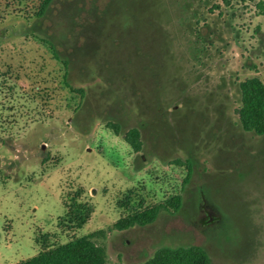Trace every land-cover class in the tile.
Masks as SVG:
<instances>
[{"label":"rangeland","instance_id":"1","mask_svg":"<svg viewBox=\"0 0 264 264\" xmlns=\"http://www.w3.org/2000/svg\"><path fill=\"white\" fill-rule=\"evenodd\" d=\"M42 1L0 0V264L92 233L110 264L190 245L264 264V135L237 113L264 81V0ZM172 194L177 213L114 227ZM73 200L92 212L65 226Z\"/></svg>","mask_w":264,"mask_h":264},{"label":"trees","instance_id":"2","mask_svg":"<svg viewBox=\"0 0 264 264\" xmlns=\"http://www.w3.org/2000/svg\"><path fill=\"white\" fill-rule=\"evenodd\" d=\"M53 0H43L39 5L38 16H43ZM260 8V14L264 16V3ZM240 107L237 110L242 129L261 136L264 135V81L257 77L248 78L239 84ZM82 93V91H80ZM118 133L117 125L108 124ZM126 143L134 152L142 150V141L139 129L134 128L124 137ZM187 166V177L190 179L192 162L184 161ZM182 195L172 194L158 203L147 204L139 200L135 205L125 208L123 215L115 223L118 230H126L133 226H146L153 223L162 212L177 213L182 206ZM127 203L126 205H128ZM68 211L62 220H66L65 226L83 225L92 208L90 205L73 200L67 205ZM97 233L73 239L65 244L49 245L47 236L41 237L42 249L33 257L16 264H110L107 261L105 250L93 240ZM140 264H212L208 253L199 245L190 246H162L154 255Z\"/></svg>","mask_w":264,"mask_h":264}]
</instances>
